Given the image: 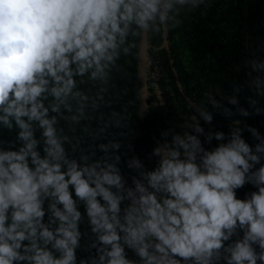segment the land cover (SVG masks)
<instances>
[{"label":"clouds","instance_id":"clouds-1","mask_svg":"<svg viewBox=\"0 0 264 264\" xmlns=\"http://www.w3.org/2000/svg\"><path fill=\"white\" fill-rule=\"evenodd\" d=\"M202 6L0 0V264H264V38L199 99L161 86L160 38ZM138 53L147 106L116 82ZM166 103L137 154L129 122Z\"/></svg>","mask_w":264,"mask_h":264},{"label":"trees","instance_id":"trees-1","mask_svg":"<svg viewBox=\"0 0 264 264\" xmlns=\"http://www.w3.org/2000/svg\"><path fill=\"white\" fill-rule=\"evenodd\" d=\"M257 38H264V0H206V6L189 14L179 29L166 36V45L160 38L161 51L156 62L164 69L162 75L167 76V85L161 81V86L171 88L175 97L180 98H173V103H182L181 84L191 99H199L201 81L213 83L226 75L231 65L239 61L246 42L250 45ZM172 66L177 68V74L169 71ZM125 68L129 74L127 81L116 82L124 83L135 99L143 83L138 72V54L129 57ZM164 95L168 100L167 92ZM152 101V90L146 88V106ZM175 115L171 104L166 103L165 108L145 119L129 122L127 138L135 144L137 154L143 156L150 150L158 131L174 122ZM249 122L256 123V119Z\"/></svg>","mask_w":264,"mask_h":264},{"label":"water","instance_id":"water-1","mask_svg":"<svg viewBox=\"0 0 264 264\" xmlns=\"http://www.w3.org/2000/svg\"><path fill=\"white\" fill-rule=\"evenodd\" d=\"M166 36L163 37V44L166 45V41H165ZM147 53H138V72H139V76L143 75L142 69L146 70V65H147ZM144 93V99L146 101V88H141L140 92ZM139 92V95H140Z\"/></svg>","mask_w":264,"mask_h":264},{"label":"flooded vegetation","instance_id":"flooded-vegetation-1","mask_svg":"<svg viewBox=\"0 0 264 264\" xmlns=\"http://www.w3.org/2000/svg\"><path fill=\"white\" fill-rule=\"evenodd\" d=\"M175 116H176V115H175ZM175 116H174V117H175Z\"/></svg>","mask_w":264,"mask_h":264}]
</instances>
